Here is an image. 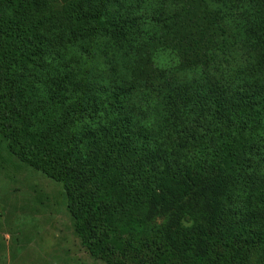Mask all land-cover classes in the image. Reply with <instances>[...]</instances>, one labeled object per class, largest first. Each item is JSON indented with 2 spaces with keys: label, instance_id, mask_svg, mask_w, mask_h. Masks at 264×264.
Listing matches in <instances>:
<instances>
[{
  "label": "trees",
  "instance_id": "16d2710c",
  "mask_svg": "<svg viewBox=\"0 0 264 264\" xmlns=\"http://www.w3.org/2000/svg\"><path fill=\"white\" fill-rule=\"evenodd\" d=\"M52 1L0 0V137L90 256L264 264V0Z\"/></svg>",
  "mask_w": 264,
  "mask_h": 264
},
{
  "label": "rangeland",
  "instance_id": "374dc122",
  "mask_svg": "<svg viewBox=\"0 0 264 264\" xmlns=\"http://www.w3.org/2000/svg\"><path fill=\"white\" fill-rule=\"evenodd\" d=\"M64 2L52 1L53 10ZM67 203L60 184L20 162L0 137V264H105L82 246ZM263 259L257 248L252 261Z\"/></svg>",
  "mask_w": 264,
  "mask_h": 264
}]
</instances>
